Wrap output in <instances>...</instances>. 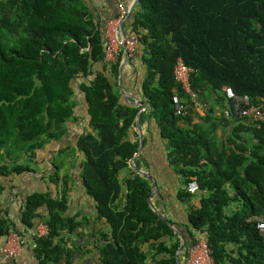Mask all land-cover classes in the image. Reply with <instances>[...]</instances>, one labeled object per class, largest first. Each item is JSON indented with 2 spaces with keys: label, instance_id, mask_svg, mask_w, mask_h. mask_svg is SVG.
<instances>
[{
  "label": "trees",
  "instance_id": "16d2710c",
  "mask_svg": "<svg viewBox=\"0 0 264 264\" xmlns=\"http://www.w3.org/2000/svg\"><path fill=\"white\" fill-rule=\"evenodd\" d=\"M91 3L0 0V148L31 158L47 141L60 139L75 117V95L81 91L89 129L76 141L83 153L80 175L98 217L109 226L100 233L97 264H177L180 237L170 224L184 235L179 259L195 243L193 231L201 230L213 264H264V237L248 221L251 215L264 216V123L230 120L222 112L226 86L252 104L264 97V0H138L128 16L147 66L141 86L147 106L139 123L156 124L157 143L181 178L174 196L185 221L158 210L167 219L162 220L147 202L150 180L128 165L139 145V106L121 99L120 61H104V19L117 13H96ZM177 58L193 69L190 85L206 106L203 115L174 78ZM174 94L186 105L183 115L174 114ZM143 153L142 148L134 158L138 168L142 161L148 166ZM12 168L0 166L6 172L28 166ZM57 173L50 177L54 183ZM63 184L57 198L49 191L26 198V228L41 222L48 229L44 236L33 235L38 264L62 257L69 264L72 256L62 232H72L79 222L64 215L66 177ZM196 197L198 204L192 202ZM10 232L23 238L0 217V237Z\"/></svg>",
  "mask_w": 264,
  "mask_h": 264
},
{
  "label": "crops",
  "instance_id": "0c3cea01",
  "mask_svg": "<svg viewBox=\"0 0 264 264\" xmlns=\"http://www.w3.org/2000/svg\"><path fill=\"white\" fill-rule=\"evenodd\" d=\"M91 2L92 6L95 7L96 13L109 16L117 13L118 2L124 3L129 10L123 22L124 33L128 34L133 31L131 25L127 23V19L130 13L134 12L138 7V0H91ZM110 18L113 17L105 18L104 21ZM101 68V65L98 64V69ZM146 68L147 66L142 60V50L139 44L135 57L124 63L120 75L122 90L128 95L130 100L139 99L146 102L143 100L141 89L142 81L146 75ZM75 97L77 99V103L74 106L75 117L67 122V130L60 139L47 141L44 146L35 150L31 158L21 153L19 155L12 153L7 155L3 147L0 148V166L6 165L7 170L13 169V165L15 166L16 164L28 166L27 170L20 172L0 170V217L6 219L9 224L13 223L15 228L21 231L23 237L20 251L8 262L1 264H38V259L34 253L33 235L37 233V226L40 222H37L35 227L32 228H26L22 222V212L26 198L35 191H49L56 198L61 196L64 188L63 178L65 177L67 178L68 191L67 208L64 215L73 217L75 221L79 222V225L72 232H62L66 240L65 245L72 250L69 264L98 263L99 254L97 247L102 243L100 233L107 232L109 226L103 218L98 217L94 200L86 193L80 175V163L83 153L76 148V141L80 134L89 129V115L84 94L81 91H77ZM121 99L124 101L122 95ZM196 111L200 115L204 114L202 110ZM140 127L143 138L146 139L143 147V156L148 161L147 167L143 165L142 161L140 168L147 170L154 177L157 190L161 191L155 197V193L153 194L151 197V200L153 198L152 203L158 210H165L170 219L185 221V217H174L177 213L174 206H176L177 202L182 206V203L175 196L172 199L170 193L171 191L176 193V190L182 186L181 178L168 163L163 144L160 145L163 149L160 150L161 153H158L157 160V153L152 152L154 151V145H157L156 124L152 119H146L140 124ZM135 129L137 130L136 125ZM55 171L58 172L57 183L52 182L50 179ZM194 190L195 188L192 187V191ZM192 202L198 204L199 198H193ZM39 211L43 215L47 213L45 206H42ZM4 240V237H0V257ZM180 261L186 263L187 258L183 257ZM55 264H67L65 257H62Z\"/></svg>",
  "mask_w": 264,
  "mask_h": 264
},
{
  "label": "built area",
  "instance_id": "2783aa9c",
  "mask_svg": "<svg viewBox=\"0 0 264 264\" xmlns=\"http://www.w3.org/2000/svg\"><path fill=\"white\" fill-rule=\"evenodd\" d=\"M129 10L122 2L117 3V15L105 21L104 30L106 44L104 50V61L114 63L115 61H128L135 57L137 52L138 34L134 31L125 34L120 32V23L123 22ZM193 69L187 66L181 58H177L173 68V74L176 82L188 96L195 110L205 111L206 106L202 103L196 92L191 88L190 78ZM228 104L223 108L224 116L230 120L249 119L257 123H264V97L257 104H252L247 95L236 94L231 87L226 86L222 89ZM171 104L175 115H183L186 112V105L183 99L174 94L171 98ZM248 221L254 222L258 232L264 237V216L251 215ZM47 227L40 222L37 226V235L47 234ZM195 243L187 250V264H213L210 251L207 246L206 231H193ZM22 239L16 233L10 232L4 240L0 264L8 262L21 249Z\"/></svg>",
  "mask_w": 264,
  "mask_h": 264
},
{
  "label": "water",
  "instance_id": "95a60500",
  "mask_svg": "<svg viewBox=\"0 0 264 264\" xmlns=\"http://www.w3.org/2000/svg\"><path fill=\"white\" fill-rule=\"evenodd\" d=\"M124 22V21H123ZM123 22L120 23V31H121V34L122 36L124 37L125 33H124V29H123ZM126 62L125 61H121L120 62V65H119V71H118V85H119V91L121 93V95L124 97V101L128 104H133V105H138L139 108H138V111L135 115V125H136V128H137V131H138V139H139V145H138V148L136 150V152L134 153V155L129 159L128 161V165L129 167L135 172V173H138V174H141L145 177H147L151 184H152V188L150 190V193H149V196L147 197V202L149 204V206L151 207V209L157 213V215L164 221H167V219L164 217V215L162 213H160L158 211V209L154 206V204L152 203V200H151V197L153 196V194L156 192L157 190V184H156V181L154 179V177L145 169H142V168H138L135 163H134V158L136 156H138L141 151H142V148H143V135H142V131H141V127H140V123H139V113L140 111L146 106V102L144 101H141L139 99H133V100H130L128 98V95L122 90V87H121V71H122V67L124 65V63ZM170 227L179 235L180 237V244L176 250V253H175V258H176V263L177 264H187V263H184V262H181L180 259H179V254L181 252V250L183 249V246H184V236L183 234L181 233V231L173 224H170Z\"/></svg>",
  "mask_w": 264,
  "mask_h": 264
},
{
  "label": "rangeland",
  "instance_id": "374dc122",
  "mask_svg": "<svg viewBox=\"0 0 264 264\" xmlns=\"http://www.w3.org/2000/svg\"><path fill=\"white\" fill-rule=\"evenodd\" d=\"M160 145H162V143L161 144H159V143H157V145L155 146L154 145V151H152V152H154V153H157L156 154V160H157V158H158V153H161V151L160 150H162L163 149V147L162 146H160ZM82 160H83V158H82ZM171 193V198L172 199H174V193H175V191H171L170 192ZM152 201H153V198H152ZM176 202V201H175ZM175 207V209L177 210L176 212V214L174 215V217H184V214H185V212H184V210H183V206H181V204H179L178 202H177V204H176V206H174ZM157 208V207H156Z\"/></svg>",
  "mask_w": 264,
  "mask_h": 264
}]
</instances>
